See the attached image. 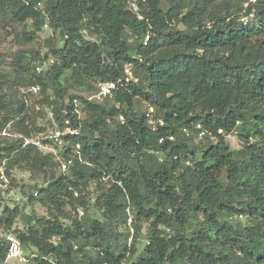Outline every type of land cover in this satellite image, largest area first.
Wrapping results in <instances>:
<instances>
[{"label": "trees", "instance_id": "obj_1", "mask_svg": "<svg viewBox=\"0 0 264 264\" xmlns=\"http://www.w3.org/2000/svg\"><path fill=\"white\" fill-rule=\"evenodd\" d=\"M129 1L0 0V27L32 21L62 43L53 36L41 59L19 53L15 78L0 73V170L42 181L27 204L0 214V264L8 263V232L32 251L31 264H264V0H137V11ZM128 64L146 81L103 102L75 95L65 103L69 88L124 81ZM20 82L40 89L55 125L71 119L79 129L62 152L70 158L81 146L69 170L24 146L45 130L24 99L4 92ZM138 99L166 127L152 132ZM201 132L207 144L194 143ZM169 135L174 142L159 144ZM229 136L240 139L239 150ZM35 203L46 216L26 213ZM78 210L82 217L72 215Z\"/></svg>", "mask_w": 264, "mask_h": 264}, {"label": "rangeland", "instance_id": "obj_2", "mask_svg": "<svg viewBox=\"0 0 264 264\" xmlns=\"http://www.w3.org/2000/svg\"><path fill=\"white\" fill-rule=\"evenodd\" d=\"M132 2L129 1V6L133 7L131 5ZM44 6V3H43ZM42 6V7H43ZM26 33H35L33 40H27L26 36L24 34ZM55 36L56 42L55 45L61 46L62 43L59 39L60 33L55 32L48 27H44L42 31H37V29L34 27L32 21H28L26 23L20 24L17 22H12L9 19L4 21L2 23V26L0 27V73L4 74L5 76L15 78L14 75H16L15 71H19L17 66L14 64L16 56L23 52L26 54V56L30 59L34 58H44L46 54H49L50 48L48 45V42L50 39ZM87 38H90V35H86ZM95 40H98L96 36H94ZM50 61L53 58V56H49ZM48 61V60H47ZM46 62V61H45ZM38 60L34 62V64H37ZM51 63V62H50ZM49 62H46L43 65L44 70L49 68ZM16 71V72H17ZM20 72V71H19ZM137 74V78L139 79V82L142 83L146 81L145 75L140 71H135ZM23 82H20L17 85H13V83H10L5 86L4 92L11 96L12 94L16 93L18 96L24 101H26L28 107L30 108L32 116L36 118V122L38 126H41L44 128V132L38 137H33V139L41 138V140H48L46 138H49L51 135L53 129L55 128V123L50 119L49 113L50 108L48 106L42 105L43 97L40 93L36 94L33 93V91H30L31 88L24 87ZM68 86H70L68 84ZM70 93L69 96L66 98L65 103L68 104L70 96L75 95H82L86 98L92 97L97 91H99L98 86L96 87V84H92V90L89 89V86L77 89V88H69ZM96 90V91H95ZM136 112L140 115L145 114L147 112V105L142 100H136ZM50 119V120H49ZM49 141V140H48ZM227 141L229 143V146L231 150H239L241 148V141L239 138L232 136L231 138H227ZM195 144H207V141H200V139L194 140ZM57 151V150H56ZM56 153V152H54ZM50 154V153H47ZM11 180L13 182L12 188L8 195L3 197L2 201L0 202V214L3 213L5 208L8 206L10 208H15V206L23 207L24 204H27L29 201V196L31 192H33V187L38 184L41 185L42 181H33L31 180V176L28 172L25 171H19L14 170L11 174ZM35 192V191H34ZM94 202V199L92 200ZM34 209L39 216L44 217L47 215L46 209H44L39 203H35L33 206H29L26 208V213H29L31 209ZM93 211L90 210V213ZM74 217L78 215L75 212L72 213ZM246 220V219H244ZM145 227H147V224H144ZM15 228H18L19 230L23 229V224L21 220L17 221V224ZM147 243V235L145 230L141 234L137 244V252H142L145 244ZM32 251L30 249L25 250L24 249V256L26 259V262H20L19 260H13L8 262L7 264H31L32 263Z\"/></svg>", "mask_w": 264, "mask_h": 264}, {"label": "built area", "instance_id": "obj_3", "mask_svg": "<svg viewBox=\"0 0 264 264\" xmlns=\"http://www.w3.org/2000/svg\"><path fill=\"white\" fill-rule=\"evenodd\" d=\"M136 1L137 0H134V3L132 4L135 11H137ZM39 7H42V5L39 4ZM244 21L247 22L248 19L246 18ZM147 42L148 39L146 40V44ZM50 62L54 63V60H51ZM43 69H44L43 65H38L36 71L40 73L43 71ZM124 75H125L124 81H119L117 83L111 82L106 84H98L99 91H97L92 97H88L86 99L88 101L103 102L108 97H111L114 91L118 90L119 87H124L125 85H128L130 83H135V84L139 83V79L136 77L132 65L128 64L124 67ZM30 91H33V93L38 94L40 92V89L38 87H32ZM78 103H79L78 100L74 101V104L76 105L75 110L77 113L80 112L78 110ZM145 104L147 105V112L145 113V117L147 124L149 128L152 130V132H158L160 129L166 127V122L163 119L156 117L154 108L150 106L148 103ZM49 117L54 122V114L52 111L49 113ZM120 120L122 124H124L125 122L124 117H121ZM197 128L200 130L202 129V126L197 125ZM182 133L186 137H191V132L188 128L183 129ZM79 134H80L79 129L73 127L72 120L66 119L63 121L62 127H58L57 125H55V128L53 129L49 138H46L49 140V143L44 144L41 138H37V139L32 138V139H26L24 142V146L35 145L39 149L43 150L45 153H50L51 155H53L56 161L60 163L61 170L65 172L69 170V168L73 165L76 156L81 157L80 144L75 145L73 157L66 158L63 156L62 153L70 145L72 139L74 137L79 136ZM3 135H7V134L3 133ZM204 135L205 133L201 132L199 139L202 138ZM231 137L232 136H229V138ZM166 140H168L169 142H174L175 136L169 135L166 138H161L159 140V144H164ZM10 188H11V178L7 175L5 167L2 166L0 170V193L2 195H6V193L10 191ZM78 195H79L78 193H75L76 197H78ZM77 213L80 217L84 215L83 210H78ZM127 213H128L127 227L130 231L131 236H133L135 232L133 216L129 209H127ZM240 218H243V216H241ZM4 238L8 243V255L6 262H10L13 260L26 262L22 244L21 241L18 239V237L13 233L8 232L4 234Z\"/></svg>", "mask_w": 264, "mask_h": 264}]
</instances>
